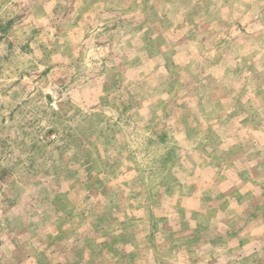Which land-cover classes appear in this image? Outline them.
<instances>
[{
	"label": "rangeland",
	"instance_id": "rangeland-1",
	"mask_svg": "<svg viewBox=\"0 0 264 264\" xmlns=\"http://www.w3.org/2000/svg\"><path fill=\"white\" fill-rule=\"evenodd\" d=\"M0 264H264V0H0Z\"/></svg>",
	"mask_w": 264,
	"mask_h": 264
}]
</instances>
